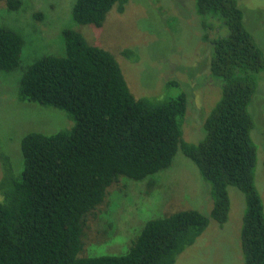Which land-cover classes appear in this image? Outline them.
<instances>
[{
	"label": "trees",
	"instance_id": "trees-1",
	"mask_svg": "<svg viewBox=\"0 0 264 264\" xmlns=\"http://www.w3.org/2000/svg\"><path fill=\"white\" fill-rule=\"evenodd\" d=\"M193 1L196 13L209 19L202 21V41L210 48L206 76L221 91L196 142L182 132L184 90L166 97L135 95L116 54L89 42L79 29L101 26L108 12L123 11L127 0H74L72 25L61 28L64 53L34 56L20 69L23 36L0 23V71L18 72L17 99L61 108L73 119L53 133L24 132L15 155L1 142L0 264H173L209 222L196 208L141 217L120 252H85L84 245L93 217L109 204L111 188L125 191L131 180H145L152 188L178 151L210 184L209 214L218 223L227 219V187L244 193V264H264V210L254 183L257 147L251 136L256 118L249 110L264 86V49L250 17L244 18L247 0ZM0 2L12 11L23 0ZM134 49L120 52L134 57ZM166 82L180 84L174 77Z\"/></svg>",
	"mask_w": 264,
	"mask_h": 264
},
{
	"label": "rangeland",
	"instance_id": "rangeland-1",
	"mask_svg": "<svg viewBox=\"0 0 264 264\" xmlns=\"http://www.w3.org/2000/svg\"><path fill=\"white\" fill-rule=\"evenodd\" d=\"M73 1L23 0L22 6L12 11L0 2V23L8 24L23 36L17 68H23L37 55L64 53L61 28L72 25L70 7ZM242 5L244 18L247 22L250 17L256 30L254 35L264 49V0H247ZM38 12L41 13L39 18L34 16ZM252 15L259 22L253 21ZM208 20L196 13L193 0H127L123 11L110 10L101 26L80 24L79 29L89 42L98 43L116 54L135 95L166 97L184 90L187 108L182 132L185 139L196 142L203 137L204 117L221 93L206 76L210 48L202 41L206 30L202 21ZM215 20H212L214 24ZM215 26L224 31L222 25ZM123 47H134V57H123L120 52ZM17 73L0 71V149H3L2 142L4 148L11 145L13 153L18 154V143L24 132L53 133L70 127L73 119L61 108L18 100L14 89ZM168 77L179 81V86L168 84ZM153 90L157 92L152 94ZM249 110L256 118L255 132L251 130L253 140L257 141L254 140L257 147L254 183L264 210V86ZM157 181L152 188L147 187L145 180L125 181V191L111 188L105 211L92 219L84 251L120 252L129 242V231L141 217L192 207L206 214L209 222L195 241L176 256L173 264H244L241 224L246 202L238 187H227L229 210L227 219L220 224L209 214L210 184L182 152L178 151L170 166L161 170Z\"/></svg>",
	"mask_w": 264,
	"mask_h": 264
}]
</instances>
